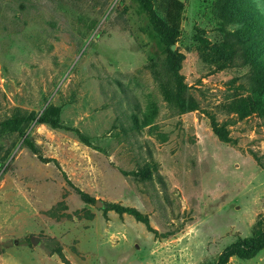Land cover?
<instances>
[{
	"label": "rangeland",
	"instance_id": "374dc122",
	"mask_svg": "<svg viewBox=\"0 0 264 264\" xmlns=\"http://www.w3.org/2000/svg\"><path fill=\"white\" fill-rule=\"evenodd\" d=\"M180 1L170 49L195 104L181 113L138 1L0 0V122L26 118L0 133V264H64L56 248L68 264H213L251 235L264 216V113L247 112L253 44L229 9L264 16V0ZM49 106L56 127L27 118ZM224 264H264V246Z\"/></svg>",
	"mask_w": 264,
	"mask_h": 264
},
{
	"label": "trees",
	"instance_id": "16d2710c",
	"mask_svg": "<svg viewBox=\"0 0 264 264\" xmlns=\"http://www.w3.org/2000/svg\"><path fill=\"white\" fill-rule=\"evenodd\" d=\"M141 4L148 13L149 21L158 35L159 41L164 45V65L175 83V90L171 91L165 87L162 88L163 94L167 101L174 103L178 107V111L186 112L195 108L193 102H188L184 97L186 85L182 81L179 73L182 54L176 49L171 50L170 45L175 41L180 15L183 9V3L180 0H136ZM154 3L156 5L154 6ZM231 7L229 13L231 17H235L237 21L242 22V26L237 30L239 38L244 36L247 41L253 44L252 50L245 54V60L256 66L257 73L255 74L254 87L251 95V101L248 105L249 111H258L264 113V57L258 56L260 52H264V16H254L251 9L246 4ZM160 12L161 16H156ZM53 108H44L38 116L30 115L27 118L34 120V123H47L52 127H56L57 118L54 116ZM26 118L18 115H12L0 122V133L3 131H19L22 126H19ZM213 133L223 142L229 141L226 131L217 126L212 121ZM23 142L31 151H34V144L27 136H24ZM74 191L84 203L91 204L94 199L87 193L74 188ZM104 209L111 210L117 214H127L132 216L136 221L142 223L146 229L151 230L146 215L139 212L137 209L129 206H124L116 202H104ZM264 246V216L256 222L255 227L249 237L240 239L226 248L218 255L213 264H224L229 256L235 255L239 258L247 259L252 257L261 247ZM54 253L59 257L60 261L68 264L61 250L56 248Z\"/></svg>",
	"mask_w": 264,
	"mask_h": 264
},
{
	"label": "water",
	"instance_id": "95a60500",
	"mask_svg": "<svg viewBox=\"0 0 264 264\" xmlns=\"http://www.w3.org/2000/svg\"><path fill=\"white\" fill-rule=\"evenodd\" d=\"M171 49H173V45L170 46ZM102 204V202H100L99 200H94V205L95 206H100Z\"/></svg>",
	"mask_w": 264,
	"mask_h": 264
}]
</instances>
